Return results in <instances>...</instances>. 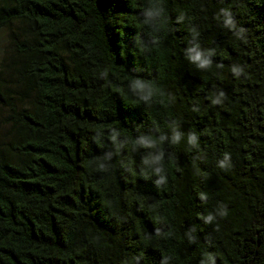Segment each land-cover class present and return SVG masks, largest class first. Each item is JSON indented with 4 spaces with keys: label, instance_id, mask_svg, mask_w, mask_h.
I'll return each instance as SVG.
<instances>
[{
    "label": "trees",
    "instance_id": "trees-1",
    "mask_svg": "<svg viewBox=\"0 0 264 264\" xmlns=\"http://www.w3.org/2000/svg\"><path fill=\"white\" fill-rule=\"evenodd\" d=\"M0 264H264V0H0Z\"/></svg>",
    "mask_w": 264,
    "mask_h": 264
},
{
    "label": "clouds",
    "instance_id": "clouds-1",
    "mask_svg": "<svg viewBox=\"0 0 264 264\" xmlns=\"http://www.w3.org/2000/svg\"><path fill=\"white\" fill-rule=\"evenodd\" d=\"M150 15H151V13H150ZM225 23L227 25L231 26L233 22L229 18V19H227L225 21ZM189 51H190V56H189L190 60L193 61V62H195L198 65V67H200V68H207V67L210 66L211 60L208 57L211 55V53L205 54L198 47H193ZM232 71H233V73L239 74L241 72V69L238 68V67H234L232 69ZM220 95L223 96V93H221ZM219 102H220L219 99H217V100L214 101V103H219ZM179 138H180V134L179 133H176L174 135V137H173V141L176 142V141L179 140ZM189 142L190 143H195V136L194 135L190 136ZM228 159H229L228 156L225 155L224 161H221L220 162V166L221 167H225L226 166L225 165V161H227ZM221 214L223 215V213H221ZM212 219H213L212 215H209L206 218V222H210Z\"/></svg>",
    "mask_w": 264,
    "mask_h": 264
}]
</instances>
